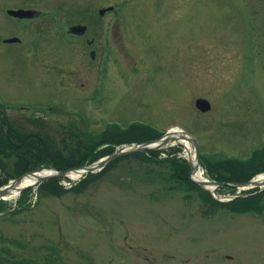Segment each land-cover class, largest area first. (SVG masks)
Segmentation results:
<instances>
[{
  "label": "rangeland",
  "instance_id": "374dc122",
  "mask_svg": "<svg viewBox=\"0 0 264 264\" xmlns=\"http://www.w3.org/2000/svg\"><path fill=\"white\" fill-rule=\"evenodd\" d=\"M19 8L38 16L14 22L7 11ZM73 25L88 31L75 36ZM10 35L21 42L2 43ZM199 98L212 109L199 110ZM0 108L53 153L76 156L80 142L132 125L181 128L201 162L255 161L254 171L264 147V0H0ZM14 160L6 154L9 170ZM115 161L79 190L82 178L61 179L64 190L35 187L23 207L22 196L5 200L0 264H264L261 186L211 193L178 181L170 163ZM257 195V210L223 205Z\"/></svg>",
  "mask_w": 264,
  "mask_h": 264
},
{
  "label": "trees",
  "instance_id": "16d2710c",
  "mask_svg": "<svg viewBox=\"0 0 264 264\" xmlns=\"http://www.w3.org/2000/svg\"><path fill=\"white\" fill-rule=\"evenodd\" d=\"M162 136L163 132L159 131L155 127L132 125L127 130L112 134L111 138H107L105 141L101 140L100 142L93 144L86 143L84 141L80 142L81 150L77 151L75 154L76 156L53 153L46 146L44 138L38 134L22 133L15 125L10 122L3 109L0 108V187L7 184L10 179L19 177L26 172L40 170L43 168L67 170L70 168L80 167L91 164L102 157L112 154L115 151L116 144L132 142L144 143L156 140ZM102 143L108 145L105 148L99 149ZM182 149L183 148L181 146L171 147L168 150L149 149L146 151L133 153L131 155L137 156L145 161L170 163L171 169L173 170V175L178 181L187 183L190 186L201 190V188L189 178L191 165L186 158L179 156V152ZM6 154L15 156V160L12 162V170H9L8 164L5 161ZM164 154L166 155L163 156ZM131 155L120 157L116 159V161L128 158ZM257 157L260 159L258 160L259 163L255 166L257 167V170H255L254 167V171H251V168L255 165V161L251 162V166H246V164H240L235 161L213 162L205 159H203L204 162L201 163L203 167L208 169V172L210 173L209 176L213 180H217L219 182L228 181L242 183L251 180L254 177L256 171L264 172V147L262 148V152L257 153ZM259 165L260 168H258ZM107 171L108 167L104 168L99 174H104ZM226 171H228L230 174H225ZM97 176V173L88 174L82 179L81 182H84L80 184L81 186L79 185V187L76 189L79 190L90 177ZM61 179L63 178H52L49 181L41 184L40 189L44 192L64 190V188L59 184ZM219 190H229L234 193L236 192L234 186L227 184L220 186L218 188V191ZM32 193L33 188L23 191L21 194L22 197L19 200V206L23 207V205H28ZM206 193L209 194L213 202L219 204L217 200H215L210 195L209 191ZM255 197H258V195L253 197L236 198L234 200L225 202L223 205L236 212H247L250 210L253 211L254 209L257 210V202ZM6 203L7 201L0 200V211L6 208ZM5 252L8 253L9 251L6 250Z\"/></svg>",
  "mask_w": 264,
  "mask_h": 264
},
{
  "label": "water",
  "instance_id": "95a60500",
  "mask_svg": "<svg viewBox=\"0 0 264 264\" xmlns=\"http://www.w3.org/2000/svg\"><path fill=\"white\" fill-rule=\"evenodd\" d=\"M110 8H104V9H100L99 13L100 15H104L107 10H109ZM8 13L12 16L15 17H19V18H32L35 15V12L33 10H28V9H10L8 10ZM88 30V26L87 25H73L70 27V32L74 33V34H84L86 33ZM20 38L16 37V38H12L10 40H8L9 42H16L19 41ZM94 55V52L92 53V56ZM196 106L199 110H201L202 112H207L209 110L212 109V104L208 99L205 98H199L196 101ZM169 133H166L165 135H163L161 138L154 140V141H149V142H144V143H132V144H127L123 149H120L104 158L99 159L96 162H93L92 164L89 165H83L80 167H75V168H70L67 170H56V169H43L40 171H31V172H26L23 175L19 176L18 178L10 181L8 184L0 187V200L1 199H6V196L8 194V186L12 185L15 182H19L21 181L25 176L30 175V174H36L38 172H42L45 170H52L53 172L51 174L48 175H44L41 176L38 181L35 183V185H31V186H26L24 188H22L21 192L32 188V187H37L38 185H41L47 181H49L52 178H61V177H69V173L71 171H81L82 174H86L89 172H98L100 170H102L108 163H110L111 161H114L115 159H118L120 157L126 156V155H130L133 153H137V152H141V151H146L149 149H153V150H159L162 148H165L167 146H171L168 145V139H170V137L168 136ZM187 137H185L186 139H188V141H191L193 146L196 149V161H197V165L199 167H201V157H200V153H199V142L196 138H194L193 136H191L190 134L186 135ZM163 142V144H158L153 146L154 143H160ZM176 144H182L185 146V144L183 142H177ZM175 145V144H173ZM195 166L191 163V170H190V176H191V180L196 183L197 185L201 186V187H205L208 185H211L214 187V189H216L218 186L223 185V184H227V185H231V186H235L237 188L239 187H243V186H251V184L254 182L255 178L247 181V182H242V183H222V182H218L215 180H209L207 179L206 181H197L193 178V171H194ZM260 191L262 189H264V184L260 185ZM213 192V190H211V193Z\"/></svg>",
  "mask_w": 264,
  "mask_h": 264
},
{
  "label": "bare ground",
  "instance_id": "6f19581e",
  "mask_svg": "<svg viewBox=\"0 0 264 264\" xmlns=\"http://www.w3.org/2000/svg\"><path fill=\"white\" fill-rule=\"evenodd\" d=\"M187 134L184 133V131H182L180 128H173L170 132H169V137L170 139H168V145H173L176 144L177 142H183L185 144L186 147V151H187V160L190 161V163H192L195 168L193 171V178L197 181H206L207 177L204 175L203 170L201 167H199L196 163V149L193 146L191 141H188V139H186L185 137ZM158 144H163V142L161 141L160 143H154L153 146L158 145ZM159 150H164V148L159 149ZM131 155V154H130ZM201 165V164H200ZM35 172L40 171V170H34ZM31 172V171H30ZM53 171L52 170H45L42 172H38L36 174H30L25 176L21 181L19 182H15L12 185L8 186V194L6 196L7 200H16L20 197L21 195V190L22 188L26 187V186H31V185H35V183L38 181V179L41 176L44 175H48L51 174ZM82 172L79 171H73L70 173V177L71 178H76L79 179L82 176ZM264 184V174H260L258 175L254 182L251 184V186H260ZM207 188L213 190L214 187L211 185L206 186Z\"/></svg>",
  "mask_w": 264,
  "mask_h": 264
},
{
  "label": "flooded vegetation",
  "instance_id": "af4514ba",
  "mask_svg": "<svg viewBox=\"0 0 264 264\" xmlns=\"http://www.w3.org/2000/svg\"><path fill=\"white\" fill-rule=\"evenodd\" d=\"M19 9H22V8H19ZM35 11V15L32 17V18H35V17H37L38 16V11L37 10H34ZM7 15H8V17L13 21L14 20V22H17L18 20H22V19H24V18H19V17H15V16H12V15H10V14H8V11H7ZM25 19H30V18H25ZM88 31V30H87ZM73 35H75V36H83V35H85V33L84 34H73ZM16 37H18L17 35H10L9 37H6V38H4L3 39V41H2V43H4V44H9V43H20L21 42V40H19V41H16V42H9L8 40H10V39H12V38H16ZM19 38V37H18ZM88 43L90 44V45H92L93 43H94V39L93 40H88ZM94 52V55L92 56V57H95V51H92L91 52V55H92V53Z\"/></svg>",
  "mask_w": 264,
  "mask_h": 264
}]
</instances>
